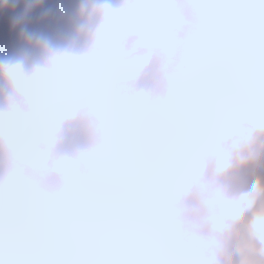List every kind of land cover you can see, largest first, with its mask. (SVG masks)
Listing matches in <instances>:
<instances>
[{"label":"clouds","instance_id":"1","mask_svg":"<svg viewBox=\"0 0 264 264\" xmlns=\"http://www.w3.org/2000/svg\"><path fill=\"white\" fill-rule=\"evenodd\" d=\"M0 264H264V0H0Z\"/></svg>","mask_w":264,"mask_h":264}]
</instances>
